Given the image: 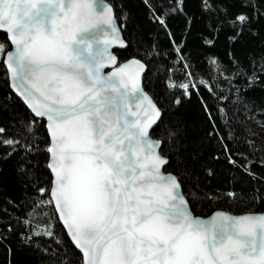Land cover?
<instances>
[{"label":"snow or ice","instance_id":"snow-or-ice-1","mask_svg":"<svg viewBox=\"0 0 264 264\" xmlns=\"http://www.w3.org/2000/svg\"><path fill=\"white\" fill-rule=\"evenodd\" d=\"M111 12L103 0H0L14 48L4 63L47 118L52 196L83 264H264V214L195 217L161 173L168 161L149 136L160 113L139 86L143 65L102 71L116 62Z\"/></svg>","mask_w":264,"mask_h":264},{"label":"trees","instance_id":"trees-1","mask_svg":"<svg viewBox=\"0 0 264 264\" xmlns=\"http://www.w3.org/2000/svg\"><path fill=\"white\" fill-rule=\"evenodd\" d=\"M106 1L127 43L119 61L146 66L162 112L150 135L191 211L264 212V0ZM1 56L0 264H83L48 196L44 121L10 90Z\"/></svg>","mask_w":264,"mask_h":264},{"label":"water","instance_id":"water-1","mask_svg":"<svg viewBox=\"0 0 264 264\" xmlns=\"http://www.w3.org/2000/svg\"><path fill=\"white\" fill-rule=\"evenodd\" d=\"M103 2L111 8L112 12H111V15H112V23L113 25L115 26V35L116 37H118V40H113L112 43L109 45V51L110 53L115 57V64H112V63H107V65L102 69L103 73L105 75H108L112 72H115L117 71L121 66H124V65H128L132 62H139L141 65H143V69L139 71L138 73V81H139V86L140 88L142 89L143 93L152 101V104L158 109L159 113H160V116L159 118L156 120V123L152 125V127L149 129V136L150 138L153 140V141H159L160 144H159V147L155 148L154 149V152L159 154L161 157H163L164 159H166L168 161V159L163 156L160 152L161 150V141L160 140H157V139H154L151 137L150 133L152 131V129L155 127V125L159 122L160 118H161V115H162V112L161 110L159 109V107L157 106V104L155 103V101L151 98V96L145 91L144 87H143V75L146 71V66L145 64L138 60V59H135V58H131V59H128V60H124V61H119L117 55H116V52H119V51H122L124 50L126 47H127V43L126 41L124 40L123 38V34H122V28H121V25L117 22L116 18H115V13H114V9L112 7V5L106 1V0H103ZM106 28L108 26H105ZM0 33L4 34L7 38V41H8V44H9V49L6 50L2 56H1V61L6 69V72H7V78H8V82H9V87H10V90L12 91V93L24 104V106L29 110V112L32 114L33 117L37 118V119H41L44 121V124H45V130L47 132V135H48V138H49V147L51 146V135H50V132H49V129H48V121H47V118L46 117H39V116H36V114L32 111V109L28 106V104L25 102L24 98L15 90V88L13 87V80H12V75H11V72L9 71V69L7 68V66L5 65L4 63V60L7 58V52L9 51H14V48H13V45H11V43L9 42V35L6 31H0ZM104 37L102 36V39ZM107 38L109 40H112V30L111 28H108V36ZM121 42L123 44V46H121ZM133 71H135V67L133 66L132 68ZM133 107V110H135V104L132 105ZM48 147V148H49ZM47 153H48V161H47V169L50 173V176H51V186H50V189H49V193H48V196H49V199H50V202L52 204V207H53V210L56 214V217H57V220L60 224V226L62 227L63 231L65 232L68 240L70 241L71 245L74 247V249L81 255V258H82V263H83V254L81 253V251L76 247L75 245V242L71 239V236L66 228V226L64 225V222L60 216V213L59 211L57 210L56 208V204H55V200L53 199V196H52V189L54 187V181H55V174L52 172L51 168L49 167V164L52 162V159H51V153L48 151L47 149ZM167 164H164L162 166H160V171L161 173L164 175V176H168V175H172L176 178L177 182L179 183L177 177L171 173V172H167L165 171V167H166ZM179 192L182 193V189H181V186H180V183H179ZM183 194V193H182ZM184 196V195H183ZM185 197V196H184ZM188 202V201H187ZM188 207L190 209V206H189V203H188ZM191 210V209H190ZM192 212V211H191ZM226 213V214H230V215H233V216H241V215H246V214H264V212L262 213H243V214H232V213H228V212H225V211H222V210H217V211H214L213 213L207 215V216H204V217H201V216H196L194 215V213L192 212V214L195 216V217H198V218H202V219H207V218H210L212 217L214 214L216 213Z\"/></svg>","mask_w":264,"mask_h":264},{"label":"rangeland","instance_id":"rangeland-1","mask_svg":"<svg viewBox=\"0 0 264 264\" xmlns=\"http://www.w3.org/2000/svg\"><path fill=\"white\" fill-rule=\"evenodd\" d=\"M1 55H2V54H1ZM1 55H0V56H1ZM213 65H215V61H214Z\"/></svg>","mask_w":264,"mask_h":264},{"label":"bare ground","instance_id":"bare-ground-1","mask_svg":"<svg viewBox=\"0 0 264 264\" xmlns=\"http://www.w3.org/2000/svg\"><path fill=\"white\" fill-rule=\"evenodd\" d=\"M226 212V211H225ZM213 213V212H212ZM229 213V212H228ZM262 213V212H261Z\"/></svg>","mask_w":264,"mask_h":264}]
</instances>
